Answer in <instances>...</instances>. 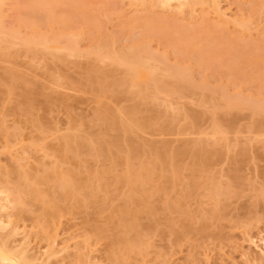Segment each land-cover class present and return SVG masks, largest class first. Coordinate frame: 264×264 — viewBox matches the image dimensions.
I'll list each match as a JSON object with an SVG mask.
<instances>
[{"label":"rangeland","instance_id":"374dc122","mask_svg":"<svg viewBox=\"0 0 264 264\" xmlns=\"http://www.w3.org/2000/svg\"><path fill=\"white\" fill-rule=\"evenodd\" d=\"M253 1L243 4L249 31L207 32L198 22L169 16L159 34L146 36L145 19L119 22L121 0H85L77 9L71 0H6L0 7L6 28L22 35L81 33L84 51L104 40L111 47L112 38L118 50L149 42L153 54L167 56L155 63L160 79L167 66L192 72L193 86L181 95L139 92L109 58L42 47L26 52L18 40L0 41V152L22 146L29 157L12 162L2 156L0 182L18 188V217L43 241L59 224L62 237L79 236L96 249L72 264H206V254L210 264H249L243 253L264 264L244 237L264 225V113L223 98L226 92L264 99V64L250 60L264 59V2ZM152 16L166 15L155 8ZM182 31L189 32L186 40ZM129 124L133 130L124 131ZM129 168L145 182L123 179ZM55 172L73 174L71 194L57 186ZM122 217L138 226L129 231ZM139 239L152 242L148 254L131 249Z\"/></svg>","mask_w":264,"mask_h":264},{"label":"bare ground","instance_id":"6f19581e","mask_svg":"<svg viewBox=\"0 0 264 264\" xmlns=\"http://www.w3.org/2000/svg\"><path fill=\"white\" fill-rule=\"evenodd\" d=\"M80 1V2H79ZM71 6L73 9H77L86 4L85 0H71ZM261 2H264L262 0ZM38 3V2H37ZM121 12L117 18L119 22L126 24H134L141 19H145L150 28L147 29L141 35L159 34L157 28H161V22L167 17L171 16L177 21H188L189 24L198 22L201 29H205L207 32L221 31L230 33V29L238 28L241 31H249L252 20L245 19L243 17L244 7L243 4L253 3V0H121ZM6 4V0H0V7ZM40 4V3H39ZM249 6V12L254 11V5ZM38 5V4H37ZM81 6V7H82ZM158 8L163 17H153L152 12ZM236 8V10H234ZM46 20L48 23L55 21L51 17L50 9H47ZM147 12L146 16L135 14V12ZM129 12L134 13L132 17H125ZM240 16V17H239ZM250 16V15H249ZM35 18L40 19L38 15H34ZM41 21V20H40ZM66 24V20H61ZM157 25V26H155ZM126 26V25H125ZM51 29H53L51 27ZM183 39L186 40L188 31H182ZM7 39L11 43L16 44V40L19 41L21 46L26 52H34L35 49L40 47L50 50L52 52L61 51L67 55H83V54H95L101 59H110L122 66L127 71V76L137 87L138 91L143 90L150 91L149 89H155L159 93L177 94L181 95L185 86H193L192 72L188 67L181 65L167 66L163 79L159 78V66L156 62H164L167 59L166 55L160 56L153 54L150 51L149 42H140L137 44L129 45L126 50H118L115 45L117 38H112V46L109 47L108 41L104 40L97 43L90 49L84 51L81 49V33H68L60 32L50 35L49 33H42L33 30L30 34H21V30L7 29L4 20L0 17V41ZM196 57L200 63H204L205 52L199 50ZM252 62L264 64V59L257 55L250 59ZM168 78H172L173 82H169ZM260 79L264 83V66L260 74ZM227 105L236 106L243 102H247L248 107L255 113H264V99L252 96H243L240 93L234 95H228L223 93ZM123 123V122H122ZM124 131L133 130V127L129 124ZM221 132V131H220ZM126 134V132H125ZM24 138L20 137L15 144H23ZM68 144V139L65 140ZM67 147H69L67 145ZM102 142L97 143L95 150H100ZM24 147L12 149L7 155L0 152V166H2V156L9 161L27 160L29 157L23 156L21 149ZM192 155L196 156V153L192 152ZM198 156V155H197ZM156 159H162V156H157ZM206 155L203 161H207ZM28 161V160H27ZM153 164V162H152ZM171 167L174 163L172 162ZM1 168V167H0ZM177 168L173 167L174 179L179 178L176 173ZM56 183L57 186L62 187L68 194L72 193L74 188V177L71 172L57 173ZM135 175V178L133 176ZM142 174H134V171L129 168L127 172L122 176L123 179L131 184L137 180H141L142 184L145 182L141 178ZM149 180H153L152 175ZM212 189L221 191V187L216 183H212ZM90 187V185H88ZM144 191V189H142ZM18 188H11L8 185L0 182V264H72L76 261V256H89L96 249L88 244L86 239H80L79 236H70L69 238L62 237L59 232L61 227L56 224L57 232L43 241L37 236L38 230L34 231L29 228L24 221L18 217V209L22 204V197L18 194ZM132 199V196H130ZM170 208V204H166ZM123 215H131L130 209H124ZM126 221L125 225L129 231L134 230L138 225L127 221L125 218H121ZM157 228H151V233L156 232ZM148 235V234H147ZM245 240L248 244L254 248L257 253L264 258V225L256 232H246L244 234ZM152 242L143 239L132 246V250L135 247L140 248L144 254H148L149 247ZM249 264H258V261L254 257H250L247 253L242 254ZM211 256L206 254L205 262L210 264ZM88 261L84 260V264ZM222 264H237L236 261L231 260Z\"/></svg>","mask_w":264,"mask_h":264}]
</instances>
